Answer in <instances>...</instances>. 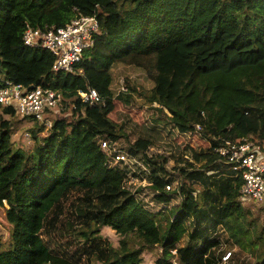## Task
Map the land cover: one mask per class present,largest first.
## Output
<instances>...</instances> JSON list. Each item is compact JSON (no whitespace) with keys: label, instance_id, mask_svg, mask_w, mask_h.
Segmentation results:
<instances>
[{"label":"trees","instance_id":"1","mask_svg":"<svg viewBox=\"0 0 264 264\" xmlns=\"http://www.w3.org/2000/svg\"><path fill=\"white\" fill-rule=\"evenodd\" d=\"M80 16H96L100 31L76 73L54 72L51 53L24 45L28 27L63 28ZM118 65L143 71L153 87L126 79L127 91L116 93ZM7 81L57 92L71 118L51 128L35 122L27 152L14 148L15 111L0 106V207L13 226L12 248L2 250L0 236V264H142L156 248L155 264H216L219 230L237 243L249 233L242 179L217 149L244 140L264 149V0H0V85ZM89 86L105 106L81 102ZM137 95L154 112L141 125L122 112L139 107ZM166 129L207 145L150 155ZM102 139L126 142L151 169L157 203H181L147 210L126 185L129 168L111 166ZM106 227L122 238L119 247L101 236ZM256 260L264 264V251Z\"/></svg>","mask_w":264,"mask_h":264},{"label":"built area","instance_id":"2","mask_svg":"<svg viewBox=\"0 0 264 264\" xmlns=\"http://www.w3.org/2000/svg\"><path fill=\"white\" fill-rule=\"evenodd\" d=\"M100 31V23L96 16H80L63 28H48L46 30L28 27L23 35L26 47L43 49L51 53L54 58L53 71L56 73L74 74L78 64L82 61L85 51L95 44V36ZM127 89L123 88V92ZM79 99L86 105H106L104 99L96 89L89 86L87 90L78 92ZM60 95L50 89L34 88L28 90L11 82L0 85V106L13 109L16 116L44 123L52 127L48 114L57 109ZM199 128V127H198ZM28 138H31L30 134ZM102 150L108 155L111 166L130 165L138 161L120 148L118 142L102 139ZM217 152L234 167L242 179L240 200L246 204L249 200L264 201V149L259 141L244 140L239 144L227 143L217 149ZM137 163V162H136ZM144 164V163H143ZM143 168H148L144 164ZM172 191V186H166ZM232 256L228 253L222 257V262Z\"/></svg>","mask_w":264,"mask_h":264},{"label":"rangeland","instance_id":"3","mask_svg":"<svg viewBox=\"0 0 264 264\" xmlns=\"http://www.w3.org/2000/svg\"><path fill=\"white\" fill-rule=\"evenodd\" d=\"M113 74V89L116 93L123 91V88L127 89L125 86L126 79H128L133 85L143 88V90H150L153 87L152 82L147 79L145 73L133 67L118 65L114 68ZM136 103L139 107H131L129 110H124L122 112L124 114L130 115V117L140 125L143 123H148L154 112L149 108V106L140 108L144 104V100L138 95L136 96ZM56 111H59L60 113L50 112L48 114L50 122L56 119L71 118V112L63 113L60 111L59 106ZM121 115L122 113L119 112L117 116L115 115L113 118L115 120L121 121ZM8 118L14 122V130L12 134L14 148L23 149L27 152L32 151L34 142L32 138H28V135H31V131L40 126V124L37 125L35 121L30 119H22L19 116H16L15 118ZM135 130V128L129 130L131 142L137 140L139 135L134 132ZM169 131L170 129H166L165 132H161L160 136L156 135L157 140L155 141V146L151 149L150 155L163 154L167 157H170L171 149L177 150L178 147H185L187 145L195 148L205 147L207 145L205 139L199 135L179 136L176 133L171 135L168 134ZM118 143L120 148L124 150L127 149L126 142L124 143L119 141ZM136 162H131L130 165H125L130 170L126 185L136 195L138 200L143 203L147 210L151 211L152 213H158L181 203V198H176V200L168 206L157 203L154 200V194L150 189L151 169L149 167L143 168L144 164L140 159H138ZM173 167L174 162L170 159L166 168L169 171H172ZM177 185V182L171 184L172 191L177 189ZM246 207H248L252 212L248 218L249 223H252V225L250 227L248 225H244L245 229H249V233H247V236L243 238L241 243H237L236 240L231 239L228 234H225L223 230H219L218 233H221V241L223 244L221 248L218 249L214 254L216 264H258L256 255L264 251V244H262L258 238L261 236V234L264 238V201L257 202L254 200H249L246 203ZM12 230L13 226L6 220V208L0 207V236L4 242L2 250H8L12 248V241H10ZM101 236L108 240L116 248L119 247L120 241L122 239L116 234L114 230L109 227L102 229ZM160 250L161 249L156 248L153 251L145 252L143 254L142 264H155L156 260L161 255ZM228 253H232V256L227 261V263H223L222 257Z\"/></svg>","mask_w":264,"mask_h":264}]
</instances>
